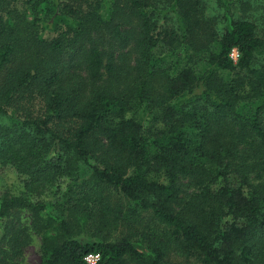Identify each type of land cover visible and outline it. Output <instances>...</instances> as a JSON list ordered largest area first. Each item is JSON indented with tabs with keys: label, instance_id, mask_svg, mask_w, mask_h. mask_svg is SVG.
Instances as JSON below:
<instances>
[{
	"label": "trees",
	"instance_id": "16d2710c",
	"mask_svg": "<svg viewBox=\"0 0 264 264\" xmlns=\"http://www.w3.org/2000/svg\"><path fill=\"white\" fill-rule=\"evenodd\" d=\"M221 1L213 14L208 0H0V163L25 189L1 197L0 218L32 211L38 264H175L172 242L183 264H264V187L250 182L264 171V35L230 13L243 0ZM161 42L171 65L153 57ZM140 211L160 234L136 227Z\"/></svg>",
	"mask_w": 264,
	"mask_h": 264
},
{
	"label": "rangeland",
	"instance_id": "374dc122",
	"mask_svg": "<svg viewBox=\"0 0 264 264\" xmlns=\"http://www.w3.org/2000/svg\"><path fill=\"white\" fill-rule=\"evenodd\" d=\"M233 3L230 6V13L235 18H244L252 20L256 23L260 30V35H264V0H243V1H232ZM208 9L213 14L222 13L224 6L221 0H208ZM18 8L23 7L22 4L17 5ZM174 44L161 42L155 48V55L153 56L156 59V62L161 63L162 65H171L174 62L176 49L173 47ZM184 54V51L181 52ZM258 62H264V53L258 56ZM195 69L200 71L204 68L203 61H199L195 64ZM256 103L252 100H243L238 104V110L245 114L249 115ZM127 116H130V112L127 113ZM71 166L74 176L86 177L89 174V167L83 163L80 159H71ZM91 162L97 165L100 161L96 159H91ZM250 182L254 186L264 187V171L258 172L254 171L250 175ZM181 193L184 195H189L196 191L195 182L189 177H183L180 181ZM24 182L23 177L19 176L16 170L11 166H5L0 163V199L4 195L9 196H19L23 195L24 192ZM105 196L108 200H111L110 206L114 207L115 204L119 202L124 205L126 209L129 203L125 198L120 197V195L114 194L109 197L108 193H105ZM51 199V198H49ZM121 206V205H119ZM110 207V209H111ZM48 208L54 209L50 204ZM91 210L90 207H87ZM140 219L136 224V227L139 229H144L145 227H150L154 232L160 234L162 232V225L155 219H153L149 213L141 212ZM108 215V212L106 213ZM107 217V216H106ZM134 218V217H133ZM124 218L118 219L117 221V230L112 231V237H115L119 233L124 234L125 229L128 225L125 222ZM35 224L33 213L30 209L26 207H14L10 210L6 217L0 218V237L5 234V239L0 243V247L3 251L7 253L4 254L5 259L9 261L10 264H38L40 261V249L42 244V235L39 229L34 228L32 225ZM146 229V228H145ZM11 238H15V243L18 245L15 252H12L8 241ZM131 240L135 241V245L140 250H148L147 244L144 239H141L139 236L133 237ZM184 253H180L179 247L176 243H171V248L167 254V259L175 264H183ZM129 264H140L133 258H128ZM192 264H197V262L191 261Z\"/></svg>",
	"mask_w": 264,
	"mask_h": 264
},
{
	"label": "built area",
	"instance_id": "2783aa9c",
	"mask_svg": "<svg viewBox=\"0 0 264 264\" xmlns=\"http://www.w3.org/2000/svg\"><path fill=\"white\" fill-rule=\"evenodd\" d=\"M230 56L236 60L237 58V50L236 49H232V51L230 52ZM99 258L98 254H88L85 256V260L89 263V264H93L95 261H97V259Z\"/></svg>",
	"mask_w": 264,
	"mask_h": 264
}]
</instances>
